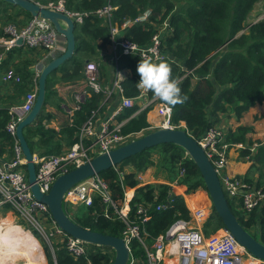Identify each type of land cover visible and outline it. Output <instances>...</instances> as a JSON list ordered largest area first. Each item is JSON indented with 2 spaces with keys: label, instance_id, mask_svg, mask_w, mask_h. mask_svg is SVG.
<instances>
[{
  "label": "trees",
  "instance_id": "obj_1",
  "mask_svg": "<svg viewBox=\"0 0 264 264\" xmlns=\"http://www.w3.org/2000/svg\"><path fill=\"white\" fill-rule=\"evenodd\" d=\"M37 1L48 5L50 2L58 3L60 0ZM62 1L67 10L85 15L83 22H76L75 54L48 76L42 111L37 120L25 128V136L33 152L38 149L41 150V155L61 153L77 140L79 128L91 116L93 110L100 112L107 102H111L113 106L120 102L119 95H114L111 100L105 102L102 93L91 90L80 108L74 111L72 121L65 124L60 131L43 125L44 118L52 117L51 113L45 112L46 105L50 103L51 96L55 93L52 85L56 82H76L84 79L86 63L95 59L98 61L101 50L113 42L109 19L96 13L108 3L116 7L111 23L120 29L123 28L125 21L134 20L145 11L151 10L149 19L128 26L123 32V38L147 46L154 34L161 33V50L168 55L164 62L170 65L171 78L178 81L180 95L184 97L182 103L175 105L169 103L173 110V122L181 124L184 121L186 124L184 129L196 139L219 122L221 113L232 110L237 117H241L251 105L264 101V16L257 21H248L257 4L260 3L264 10V0ZM32 18L30 12L0 0V37H11L5 27L3 28L4 22L18 23L15 25L22 27ZM165 22L169 28L161 32L160 29ZM4 50L5 47L0 46V55ZM32 52L39 57H43L44 54L41 49L33 51L25 45H20L7 50L1 60L0 69L7 70L13 67L21 76V81L14 83L17 94L4 95L0 89V99H3L0 100V159L12 160L16 157V139L6 129L12 117L9 106L20 102V96L34 87V72L30 64L37 59L24 54ZM143 59L138 53L125 54L121 50L115 59L117 69L131 70V74L126 75L122 81L124 94L128 97L134 98L140 93L137 88L140 80L137 66ZM150 96H155L152 90ZM158 101L163 100L158 97ZM151 107L152 105H149L139 110L140 106L135 102L134 105L123 108L118 115L120 121L126 120L121 127L122 133L131 136L145 130L144 134L150 132L148 112ZM248 131L249 127L240 126L236 132L227 135V141L245 142ZM30 137L35 141L32 142ZM155 165H159L160 169L162 167V170L168 173L165 180L173 182L177 179L178 183L186 185L187 193L195 192L199 188L207 192L198 166L190 155L176 144H160L147 148L99 173V176L108 182L118 208L124 203L126 188H135L130 201V215L133 219L139 220L136 214L137 206L145 205L148 208L150 218L143 226L148 233L145 242L149 246L159 235L164 234L174 221L179 218H191L190 209L183 195L176 192H173L174 202L170 208L157 210L159 203L168 200L172 186L166 182L141 185L139 179L140 172ZM126 166H130L132 170L125 171ZM23 167L26 171V164ZM182 170L184 175L180 176ZM190 197L199 200L200 203L207 202L203 192H197ZM230 206L244 227L249 231L254 228L255 231L250 232L264 243V201L248 214L243 213L240 206H234L231 202ZM81 207L76 218L71 216L75 222L95 231L123 236L127 224L113 207L106 208L99 195L94 196L91 206ZM65 210L67 211L66 206ZM211 225L213 232L225 228L214 208L205 223L207 233H210L208 227ZM33 233L36 237L17 223L1 231L0 249L5 255L14 257L13 264H45L41 245L44 246L48 264H109L115 256V251L111 247L91 243H86L88 245L86 254L80 256L70 254L66 248V238L55 239L54 255L35 229ZM130 248L132 256L136 259L134 264H147V252L140 240L133 239ZM18 259L23 261L18 262Z\"/></svg>",
  "mask_w": 264,
  "mask_h": 264
},
{
  "label": "built area",
  "instance_id": "obj_2",
  "mask_svg": "<svg viewBox=\"0 0 264 264\" xmlns=\"http://www.w3.org/2000/svg\"><path fill=\"white\" fill-rule=\"evenodd\" d=\"M34 1L39 3L37 0ZM44 6L62 10L73 17L76 22L81 23L84 20L85 13L67 10L62 0L58 3L50 2ZM115 8L108 3L97 10L96 13L109 19L108 23L111 27L112 44L116 58L121 50L125 54L138 53L144 59L151 58L153 62L164 61L168 55L161 50L162 36L160 32L153 35L151 43L147 46H141L127 38H117L120 29L117 25L111 23ZM150 15L151 10H147L136 19L125 21L122 27L133 23L146 22ZM168 28V23L165 22L160 31L162 32ZM5 30L11 35V37L0 39V45L5 47L6 50L14 46H20L16 43V40L22 37V45L29 49H43L46 54V61L56 55L60 33L47 18L41 16L33 17L22 27L10 23ZM125 77L122 70L119 69L113 82L105 86L100 81L98 61L92 60L86 63L84 81L87 88L79 90L75 94V105L73 108L68 109L70 120L72 121L74 111L80 108L81 103L91 90L102 93L105 102L111 100L114 95H119L120 102L112 114L100 122L98 128L96 123L99 111L93 110L91 116L79 128L77 140L66 150L59 154H34L37 183L43 192L46 193L50 190L58 175L90 160L96 154L109 151L129 141L130 135L123 134L121 131L123 123L115 119L123 108L134 105L136 99L144 97L147 100L146 104L150 105L158 100V97H151V89L145 88L140 82L137 85L140 91L139 95L134 98L126 96L122 85ZM2 79L5 82H9L12 79L20 81L21 77L13 69H9L2 74ZM37 90L36 88L28 92L22 105L12 107L10 111L12 117L6 129L16 139V157L12 160L0 159V209L9 207L22 220L30 223L39 235L44 236L48 240H63L66 238V248L70 254L84 255L88 250L86 242L67 234L56 224L47 203L36 199L33 195L27 172L23 167L25 158L16 138V127L32 109L36 101ZM20 111H23L24 114ZM158 111L162 118L160 127H178L179 124L173 122V110L169 103L165 101L158 102ZM197 141L214 164L223 190L234 206H240L243 213L248 214L264 201V187H254L245 178L233 176L227 171L229 150L233 145L237 144L228 142L219 127L215 125L210 127ZM183 175L184 170L180 173V176ZM185 192L187 193V190ZM185 192L182 193L184 199H186ZM95 195H99L102 198L107 209L113 207L127 224L122 236L127 245L130 247L133 239H138L143 243L147 252V264H164L166 259L176 261L175 264H264V259L250 253L226 227L212 233L206 232L204 224L211 214L208 215L210 209L204 206L205 203L191 205L187 198L191 218L177 219L164 234L159 235L154 243L149 246L145 242V237L148 233L143 226L145 221L150 218L148 208L145 205H138L136 214H138L139 220L142 221L133 219L130 215V201L133 197L129 198L127 191H125L124 206L118 208L108 182L99 174L75 184L66 193L64 202H68L71 205L91 206ZM167 199V201L157 205V210H165L172 206L174 202L173 191L169 193ZM46 222L52 223L50 230L45 228L44 224ZM52 249L54 251V248ZM135 261L136 259L131 254L129 264H134Z\"/></svg>",
  "mask_w": 264,
  "mask_h": 264
},
{
  "label": "water",
  "instance_id": "obj_3",
  "mask_svg": "<svg viewBox=\"0 0 264 264\" xmlns=\"http://www.w3.org/2000/svg\"><path fill=\"white\" fill-rule=\"evenodd\" d=\"M31 13L33 17L49 19L55 29L66 39L65 49L52 57L42 67L38 78L36 101L32 109L18 123L16 138L25 158L27 178L36 199L47 203L53 220L67 234L83 242L111 247L115 251L114 259L109 264H129L130 247L122 236L106 234L85 228L75 222L65 210L66 193L77 183L88 179L101 171L117 165L125 159L160 144H176L182 147L194 160L203 177L211 204L223 221L225 227L236 237L238 242L253 255L264 259V243L247 230L233 212L220 177L211 159L197 139L184 128L160 127L138 138L131 139L109 151L94 155L90 160L81 163L56 177L48 192H43L37 183L34 152L25 136V128L34 123L40 115L46 99L48 76L57 70L66 60L73 57L77 49L75 35L76 21L68 13L44 6L34 0H4ZM22 45L23 38L16 40ZM24 114L23 111H20Z\"/></svg>",
  "mask_w": 264,
  "mask_h": 264
},
{
  "label": "crops",
  "instance_id": "obj_4",
  "mask_svg": "<svg viewBox=\"0 0 264 264\" xmlns=\"http://www.w3.org/2000/svg\"><path fill=\"white\" fill-rule=\"evenodd\" d=\"M127 27L128 26L123 27L121 29L119 28L120 30L117 35L119 39L123 38V32ZM3 37L4 36H1L0 39ZM57 47L58 48L56 50V55L60 54L66 47V39L61 34L58 37ZM30 50L36 51L38 49H30ZM6 51L7 50H4L0 55V64H1L2 58L5 57ZM43 53H44L42 54L43 57L40 56L41 58L35 52H32L31 54L24 53L30 58L35 57L37 59L36 62L34 61L32 64H30L31 69L34 72V87L30 91H33L36 88L38 89V78H39L38 75H40L42 67L47 63L46 54L44 50H43ZM102 55H105V56H102ZM115 59H116V53H115L112 43L107 45L104 49L101 50L100 56L98 57V63H99V69H100V81L105 86L110 85L116 76ZM95 61L97 60L95 59ZM9 69H13L15 71L13 67H10ZM7 70L0 69V74H1L0 75V83H1L0 89L2 90V94L4 95L17 94L14 83L15 82L18 83L21 80L16 81L12 79L9 82H5L2 79V74ZM122 72L125 76L131 74L130 69H123ZM52 88L54 89L55 93L51 96L50 103L46 105V110H45L46 113H51L52 117L44 118L43 125L46 128H53L57 131H60L65 124L71 122L69 118L70 116L68 113V109L73 108L75 105V94L79 90L86 89L87 85L84 79H82L76 82H56L55 84L52 85ZM27 93L22 94L20 96L19 98L20 102H15L14 104L9 106L10 111L12 107L22 105V103L25 101ZM58 99L60 100H59L58 105H56V103L58 102ZM0 100L3 101V99H0ZM135 102L139 104L140 106L139 110H142L146 108L147 106H149L146 104L147 100L144 97L136 99ZM158 102L159 101L156 100L155 102L150 104L152 105L151 109L148 112V120L151 123L150 127L159 125L161 123L162 118L159 115ZM115 108L116 106H113L111 102L106 103L105 108L102 111L98 112L97 114V123H96L97 128L99 127L100 122L108 118L112 114ZM115 120L123 124L126 121V120L120 121L118 119V116ZM181 124L182 126H186L184 121H182ZM215 126L219 127L223 131V133L225 134L226 140H227V135H229L231 132L232 133L236 132L238 130V127L240 126L249 127V131L246 133L245 142H231L237 145H233L231 149L229 150L227 171L229 172V174L233 176H240V177L245 178L254 187H264V150H261V147L264 149L263 147L264 146V101L257 102L251 105L250 108L246 112H244L241 117H237L236 113L232 110L221 113L220 120L218 123L215 124ZM30 139H32V142L35 141L33 137H30ZM255 143L258 144L256 149L252 146ZM66 149L67 148H65L64 150ZM40 153H41V150H38V149L34 152V154H40ZM143 178L144 177L142 174L139 179L142 180ZM153 181H156L157 183L158 182L169 183L172 186L173 192L176 191V188L180 190L178 191V192H181L179 194L184 193L186 190V186L178 183L177 180L173 182H169L167 180H164L158 177L151 178L148 181L142 180L141 185L149 183V182H153ZM130 189L133 190V194L129 196L133 197L135 193V188H127L126 191L128 192ZM202 191L197 189V191L195 192H190V193L185 192L186 203H187L188 196H191L197 192H202ZM202 203H205V202H201V204ZM64 204L65 206H67L69 203L65 202ZM12 212L14 211L12 210ZM11 224H14V222L11 220V216L1 220L0 221V233L3 229H5ZM14 261H15L14 257L4 255L2 251L0 250V264H13ZM175 263L176 261H172V260L170 261L169 259H166L164 264H175Z\"/></svg>",
  "mask_w": 264,
  "mask_h": 264
},
{
  "label": "rangeland",
  "instance_id": "obj_5",
  "mask_svg": "<svg viewBox=\"0 0 264 264\" xmlns=\"http://www.w3.org/2000/svg\"><path fill=\"white\" fill-rule=\"evenodd\" d=\"M264 16V10H263V8H262V5L259 3V4H257L256 5V8L254 9V11L251 13V15H250V17H249V19H248V21L250 22H252V21H257V20H259L260 18H262ZM8 24H10V23H3V28L5 27V29H6V27H7V25ZM15 24H17L18 25V23H15ZM27 24V23H26ZM25 24V25H26ZM106 55V54H105ZM105 55H102V56H105ZM102 56H101V58H102ZM115 70H116V73H117V70H119V69H116L115 68ZM156 106H157V104H156ZM186 125V124H185ZM185 126H182V124H179L178 125V128H184ZM157 128H160V124L159 125H155V126H152V127H150L149 128V130H155V129H157ZM146 131V130H145ZM145 131H143V132H139V133H136V134H133V135H131L130 136V140L131 139H135V138H138V137H140V136H142V135H144V132ZM257 143H255V144H253L252 146L256 149L257 148ZM264 147V146H263ZM261 149L262 150H264L262 147H261ZM157 156V155H156ZM156 159H157V161H158V158L156 157ZM126 170L125 171H129V170H132L131 169V167L130 166H126V168H125ZM163 168L161 167V169H160V166L159 165H155V166H152L151 168H149V169H147L146 171H144V172H140L139 173V178L141 177V175L143 174V179L142 180H145V181H148V180H150L151 178H161V179H166V178H168V173L166 172V171H164V170H162ZM142 173V174H141ZM142 180L140 179V182H142ZM175 180H177V179H175ZM149 183H157L156 181H153V182H149ZM184 185V184H183ZM186 186V185H185ZM198 190H200V191H202L203 190V188H199ZM178 191H180L178 188H176V191L175 192H178ZM195 191H197V190H195ZM203 192V194L205 195V197L207 198V202L205 203V205L204 206H207V207H209V214L208 215H210L211 213H212V211H213V208H212V204H211V201H210V198H209V195H208V193L205 191V190H203L202 191ZM178 193H181V192H178ZM189 198H190V196H188ZM206 200V199H205ZM199 201V200H198ZM231 204H232V202H231ZM124 206V203H123V205H122V207ZM66 208H67V211H68V214L70 215V216H72L73 218H76V215H77V213H79L80 211H81V205H74V204H68L67 206H66ZM10 214V215H9ZM9 216H11V220L14 222V223H17V224H22V227L25 229V230H31L30 232L35 236V234L33 233V231H34V227L30 224V223H28L27 221L25 222L24 220H22L21 219V217L20 216H18L15 212H12L9 208H7V207H5V208H3V209H0V221L1 220H3V219H5V218H7V217H9ZM13 216V217H12ZM209 218H207V220H208ZM207 222V221H206ZM205 222V223H206ZM54 223V222H53ZM50 225H52V223L51 222H46L45 224H44V226H45V228H47V230H50ZM205 225V224H204ZM213 227V225H211V227H208V229L209 230H211L212 231V228ZM210 231V233H212ZM250 231L251 232H254L255 231V229L254 228H251L250 229ZM44 237V236H43ZM44 240H45V242L48 244V246L50 247V249H51V251H52V253L55 255V250L53 251V249L52 248H54V241H55V239H50V240H48V239H46L45 237L43 238ZM39 240V239H38ZM41 242V240L39 241V243ZM40 245H41V243H40ZM41 249H42V252H43V255H44V258H45V264H48V261H47V257H46V254H45V251H44V246L43 245H41ZM1 250V249H0ZM2 251V250H1ZM2 253H3V251H2ZM4 254V253H3ZM5 255V254H4ZM23 260L22 259H18V262H22Z\"/></svg>",
  "mask_w": 264,
  "mask_h": 264
},
{
  "label": "clouds",
  "instance_id": "obj_6",
  "mask_svg": "<svg viewBox=\"0 0 264 264\" xmlns=\"http://www.w3.org/2000/svg\"><path fill=\"white\" fill-rule=\"evenodd\" d=\"M140 75L139 82L151 89L155 96L163 101L175 105L182 103L181 88L178 81L171 78L170 65L167 62H153L151 58L140 60L137 66Z\"/></svg>",
  "mask_w": 264,
  "mask_h": 264
},
{
  "label": "bare ground",
  "instance_id": "obj_7",
  "mask_svg": "<svg viewBox=\"0 0 264 264\" xmlns=\"http://www.w3.org/2000/svg\"><path fill=\"white\" fill-rule=\"evenodd\" d=\"M157 117V116H156ZM151 119V118H150ZM129 192V193H128ZM127 192V196L130 198L131 196H129V195H132L133 194V190H129ZM188 201H189V203L191 204V205H194V204H197V203H200L197 199H195V198H192V197H188Z\"/></svg>",
  "mask_w": 264,
  "mask_h": 264
}]
</instances>
